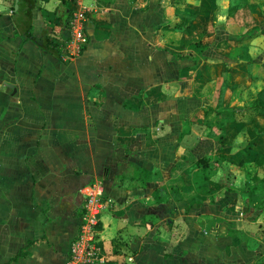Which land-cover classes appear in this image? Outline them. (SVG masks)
Returning <instances> with one entry per match:
<instances>
[{"label":"crops","instance_id":"crops-1","mask_svg":"<svg viewBox=\"0 0 264 264\" xmlns=\"http://www.w3.org/2000/svg\"><path fill=\"white\" fill-rule=\"evenodd\" d=\"M184 1L181 8L175 0H79L78 8L69 2L91 22L79 53V42L55 14L60 1L39 0L35 33L44 26L54 31L63 62L13 35L12 9L0 0V264H68L90 186L83 184L91 178L103 184L97 226L107 264H264V211L239 206L243 197L264 192L263 175H248L255 161L232 159L252 141L247 121L221 120L220 140L192 146L200 131L190 124L196 112L179 117L184 107L168 109L188 75L205 85L204 72L197 71L202 64L181 68L164 50L180 51L183 29L173 27L183 15L178 9L194 11L192 33L205 37L212 36L213 16L232 17L229 0ZM261 23L234 32L239 39H222L237 43L228 50L238 57L231 71L249 70L248 58L232 49L246 52L242 40L264 33V26L246 32ZM203 66L208 71L209 64ZM214 142L226 157L215 174L202 176L214 186L197 191L192 178L200 156L190 164L182 150L196 154ZM135 143L137 150H130ZM128 160L149 171L147 186L118 177ZM225 176L234 180L226 184Z\"/></svg>","mask_w":264,"mask_h":264},{"label":"rangeland","instance_id":"rangeland-1","mask_svg":"<svg viewBox=\"0 0 264 264\" xmlns=\"http://www.w3.org/2000/svg\"><path fill=\"white\" fill-rule=\"evenodd\" d=\"M82 3L84 0H80ZM176 2H180L181 5L178 8L182 7V4H185L184 0H175ZM196 1V0H193ZM240 0H229V6L230 4L238 3ZM248 3L253 4L249 5L246 9L237 11L231 18H229L227 21H218L216 19V25L212 27V36H203L202 34H196L192 33V29L190 26L184 27L182 32L183 36L181 35V38L179 42L181 43L180 45V51L179 53L181 54H194L199 51L201 48L202 44H208L206 41L207 39L211 38L217 39V36L220 32L221 35H224L222 37H225L227 35L226 31H233L238 32V30H245L244 23L245 22H250L251 25L248 26L251 27L252 25H258L260 22L261 27L264 26V0H247ZM77 2V5L79 3V0H75ZM223 5H226L228 3V0H222ZM13 5V0H8V9H12L11 6ZM79 5L76 7L78 8ZM82 9H75V12H80L78 14H74L69 21V28L68 32H70V36L72 34L71 27L74 22L77 21V19H80L81 17L85 21L84 27L85 30L91 22L87 18V13L85 12L82 14ZM180 11L179 14H183L184 16L189 18L188 23L190 24L192 15H189L188 13H184V11ZM187 10V9H185ZM42 14V13H41ZM48 13L46 12V15ZM74 18H76L74 20ZM256 27V26H255ZM218 28V29H217ZM245 28V29H244ZM264 31V28L262 29ZM181 33V32H179ZM260 32H255V36H248L245 37V40H242V42H246L248 44V50L246 52L241 49V47L235 46L232 49V54L233 55H239L241 54L247 59L248 67L249 70L247 71H237L233 70L231 71L230 66L234 65L235 62L238 59V57H231L233 58L232 60L229 61L230 65L228 66L230 68L229 75H226V62L222 60H217L215 58H218L221 55H228V50L230 46L237 45L235 44H228L224 40H219L215 45L212 44L207 48L204 53L207 54L208 57L204 58L205 61L199 59L197 61L198 64H202L199 69H197L198 72H204L205 76V85H203V89L200 87V84L197 85V83H193L191 77L192 75H188L185 77V79H182L183 81L181 82L180 86V94L178 97L186 99V106H184V109L182 108L183 113L179 116L178 114L173 116L174 118L176 117H182L183 114H190L189 112H196L194 114V117L192 121H190L191 125L199 126L200 131L198 132V135H196L195 139H192L190 141V144L194 146L195 144H209L210 141L209 139H212L213 137H218L219 140L221 139L222 136V128H219L221 125H224L221 123V120H224L222 117H216L215 112L211 111L208 109L207 105H215V106H221L222 104H230V106L235 107L240 109L241 112L235 113V120L243 119L246 120L247 122L249 119H251V109L248 106L257 104L260 101H264V33L259 34ZM236 34V33H235ZM69 36V39H70ZM74 37V36H73ZM212 41V40H211ZM210 41V42H211ZM69 42V41H68ZM67 42V49L69 50L70 47H68ZM209 42V41H208ZM209 42V43H210ZM234 42V41H232ZM83 45V43H79L78 47ZM70 55H72L70 53ZM229 56V55H228ZM232 63V64H231ZM209 64L208 71L203 65ZM202 69V70H201ZM233 74H231V73ZM231 76V77H230ZM233 78V79H231ZM192 81V82H191ZM229 82H232L234 84L233 88H229L227 84ZM197 88H199L197 90ZM192 94H195L199 97L200 100H196L195 97H190ZM190 98V99H189ZM176 101V100H175ZM203 103V104H202ZM226 106H228L226 104ZM232 107V108H233ZM175 108V112L177 109H179V106L177 102L175 103V106H169L168 109H173ZM250 109V110H249ZM237 111V110H236ZM188 113V114H187ZM257 118L254 120L259 124V129L264 130V115L257 114ZM192 118V115H190ZM182 119V118H181ZM187 121V117L185 118ZM248 119V120H247ZM248 126V125H247ZM244 132H240L238 139L240 144L244 143V138L245 136L247 137V133L245 132V129L243 130ZM229 134L231 132H228ZM212 137V138H211ZM209 138V139H208ZM195 140L196 143L193 141ZM187 141H185L186 143ZM188 144V143H187ZM216 142H214V145H212L209 148H206L205 150L199 151L196 154L193 153L190 149H186L187 147H184L185 149L182 150L181 156L185 160H188L187 162H190L192 164L191 160L195 157L200 158L202 157L203 159L200 160L199 162H196V165L199 167L197 171L194 173V178H192L193 181V187L197 191L204 190L207 185L214 186V183L208 184L207 180L204 181L202 179V176L206 172L207 174H215V172L218 169V162L221 161V157L219 156L218 151H216L217 148H215ZM259 145L258 143H256ZM130 146L129 149L132 151L137 150V143L128 145ZM121 147V146H120ZM181 151V150H180ZM192 153H189V152ZM186 162V163H187ZM188 164V163H187ZM194 166V165H193ZM244 170V169H243ZM247 173L248 175H263V169L261 166L258 164H250L247 168ZM222 174V172H221ZM226 175L231 176L232 173L228 172ZM251 176H249L250 178ZM228 177L225 176V179ZM231 180H234V177H232ZM230 177L225 181L224 183L228 184L230 183ZM254 180H252V183H250V186L254 184ZM94 183V182H93ZM91 183V184H93ZM101 183V182H100ZM87 184V185H91ZM102 184V183H101ZM103 185V184H102ZM243 186V183H241ZM249 186V183L244 182V187ZM88 188H86L85 191H87ZM185 191V190H184ZM84 192V191H83ZM258 194H255L254 196L249 195L248 197H243V203H240V207H248L249 206H255L258 207L259 209L264 211V192L262 190L258 189ZM262 192V193H261ZM217 196L216 194L213 195V197ZM235 204V199L229 200V205ZM264 217V216H263ZM259 233H264V228L259 230ZM259 235V234H257Z\"/></svg>","mask_w":264,"mask_h":264},{"label":"trees","instance_id":"trees-1","mask_svg":"<svg viewBox=\"0 0 264 264\" xmlns=\"http://www.w3.org/2000/svg\"><path fill=\"white\" fill-rule=\"evenodd\" d=\"M14 1V0H13ZM39 0H18V7L16 10H13L12 8V21L14 25L13 29V35H21L24 40H31L37 44V46L42 51H47L55 55V57L61 61L64 60L62 54H63V48L61 43L54 37V31L48 27H42L39 33H35L34 28V11L38 10ZM60 3L57 6L55 10L56 16L61 19L63 25L69 26L70 18L74 14V8L68 6L69 2L74 3L75 0H59ZM250 4L247 0H240L238 3L230 4L228 7V14L229 16H233L237 11L246 9ZM184 13H188L189 15H194V11L190 8L187 10H183ZM189 18L182 15L181 19L178 23L174 24L175 29L182 30L184 27L190 26L192 29V24L188 23ZM85 24V21H84ZM216 25V19L213 16V26ZM250 22H245L244 26L248 27L250 26ZM261 26H256L250 29L248 32H246L245 35H252L256 30L260 29ZM218 29V28H217ZM227 35L225 37H222L224 35H221L220 32L217 36V39L214 38L210 43L208 44H202L201 48L197 53L194 54H181L179 52H172L171 50L164 49L167 51L170 55H172L176 60H179V63L181 64V68L183 67H191L195 66L197 64V61L200 58H206L208 57L207 54L204 53V51L209 48L210 45L216 44L219 40L225 39V38H235L239 39L241 35L232 33L231 31H226ZM84 49V45H81L79 48V53L82 52ZM217 60H222L226 62V75H229L230 68L228 67L230 65L229 61L232 60L230 56L224 54L219 56L218 58H215ZM238 62V59L236 60ZM232 64V63H231ZM229 88H233L234 84L232 82H229L227 84ZM190 97H195L196 100H200L199 97L195 94H192ZM190 99V98H189ZM177 103L180 108L186 106V99L183 97H178ZM165 101V100H163ZM175 101V100H174ZM170 101H165V104H168ZM203 104V103H202ZM208 109L215 112L216 117H222L224 121H235V108L228 107V106H213L208 104ZM251 109V119L247 122L248 132L250 136L252 137L251 143L250 142L248 148L239 149L235 152V154L232 156L233 161L238 164L242 165L245 161L253 160L262 167L263 169V176L260 178V182H264V130L259 129V124L254 121L257 118V114L264 115V101H260L257 104L248 106ZM249 109V110H250ZM258 143L259 145H257ZM126 147V146H124ZM132 156L134 153H131ZM219 156L221 158H225L226 154L224 151L219 152ZM203 159L202 157L198 158L196 162L200 163V160ZM149 171L143 167H141L138 163H136L134 160H128L127 166L125 167V170H123L121 173L118 174L119 178H123L125 176H129L133 179V185L138 186L140 188L147 186V179H148ZM94 182V179L91 178L88 182H86L83 185L91 184ZM23 251H19L18 254H22ZM16 258V256L14 257ZM13 258V259H14ZM4 264H12L11 261H7Z\"/></svg>","mask_w":264,"mask_h":264},{"label":"built area","instance_id":"built-area-1","mask_svg":"<svg viewBox=\"0 0 264 264\" xmlns=\"http://www.w3.org/2000/svg\"><path fill=\"white\" fill-rule=\"evenodd\" d=\"M83 24L84 20L80 18L71 27L72 34L79 43L87 38ZM102 193L103 185L100 182L88 186L84 193L82 216L77 235L70 242L68 264H107L106 254L98 238L97 226Z\"/></svg>","mask_w":264,"mask_h":264},{"label":"water","instance_id":"water-1","mask_svg":"<svg viewBox=\"0 0 264 264\" xmlns=\"http://www.w3.org/2000/svg\"><path fill=\"white\" fill-rule=\"evenodd\" d=\"M18 3H19L18 0H14V3H13V10H16V9H17V7H18ZM7 84L10 85L12 88H14L13 85H12L11 83L7 82Z\"/></svg>","mask_w":264,"mask_h":264}]
</instances>
